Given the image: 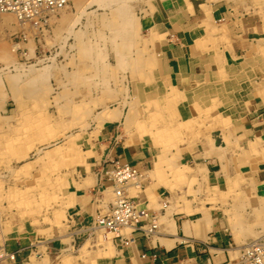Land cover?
Returning <instances> with one entry per match:
<instances>
[{
	"label": "crops",
	"instance_id": "1",
	"mask_svg": "<svg viewBox=\"0 0 264 264\" xmlns=\"http://www.w3.org/2000/svg\"><path fill=\"white\" fill-rule=\"evenodd\" d=\"M141 18L147 58L128 90L138 104L102 116L48 215L4 228L13 258L0 264L238 263L250 239L236 227L264 209V0H152ZM153 101L180 126L188 107L208 116L189 140H153L127 119ZM114 161L143 174L128 193L157 217L151 235L135 230L127 243L86 227L112 202Z\"/></svg>",
	"mask_w": 264,
	"mask_h": 264
},
{
	"label": "rangeland",
	"instance_id": "2",
	"mask_svg": "<svg viewBox=\"0 0 264 264\" xmlns=\"http://www.w3.org/2000/svg\"><path fill=\"white\" fill-rule=\"evenodd\" d=\"M83 1L68 0L62 7L71 21L65 30V15L58 19V12L55 19L44 13L21 24L0 15V236L9 223L48 215L63 176L83 160V145L102 116L120 103L138 104L128 90L146 62L140 21L152 0ZM121 4L126 12L117 14ZM159 103L151 102L149 113L127 116L153 140H189L208 116L202 119L188 107L180 126L178 116L157 112ZM247 215L252 223L235 232L250 240L263 236L264 209L252 208Z\"/></svg>",
	"mask_w": 264,
	"mask_h": 264
},
{
	"label": "built area",
	"instance_id": "3",
	"mask_svg": "<svg viewBox=\"0 0 264 264\" xmlns=\"http://www.w3.org/2000/svg\"><path fill=\"white\" fill-rule=\"evenodd\" d=\"M67 2L68 0H0V12H13L23 18L43 10L64 7ZM104 176L111 183L113 200L104 213L87 224V229L91 233L110 234L119 243H127L129 233L135 230L141 231L144 236L151 235L157 227L156 215L128 193L130 188L141 189L143 174L133 165L114 161L112 167L104 171ZM244 247L239 253L240 264H264V236L253 243L249 241ZM7 258L12 259L13 256L0 251V263Z\"/></svg>",
	"mask_w": 264,
	"mask_h": 264
},
{
	"label": "bare ground",
	"instance_id": "4",
	"mask_svg": "<svg viewBox=\"0 0 264 264\" xmlns=\"http://www.w3.org/2000/svg\"><path fill=\"white\" fill-rule=\"evenodd\" d=\"M83 1V0H82ZM89 2H93L92 0H88ZM116 1V0H115ZM120 1H123V0H118V1H116L117 3H119ZM125 1V0H124ZM123 1V2H124ZM127 1V0H126ZM125 1V2H126ZM72 2V1H71ZM84 2V1H83ZM87 2V1H86ZM88 2V3H89ZM98 2H99V0H98ZM115 2V3H116ZM122 2V3H123ZM81 3V2H80ZM90 3V4H91ZM116 3V4H117ZM111 5V4H110ZM84 6V5H83ZM115 6H117V5H115ZM118 7V6H117ZM114 8V7H113ZM116 10V9H115ZM62 11V12H61ZM126 12V8L121 4V8H118L117 9V11H114V12H117V14H120V13H125ZM58 12V13H57ZM83 12V11H82ZM44 13H48L49 14V19L51 20V19H55L57 16L59 17L58 19H60V18H62V20H63V17H64V12H63V9H62V7H60V8H56V9H53V10H43V11H40V12H38L37 14L35 13V15L33 14V15H29L28 17H23V18H21V17H19V16H17L15 13H13V12H0V15H12L13 16V18L14 19H16L17 21H18V23H22V22H28V20H29V18H33L34 19V17H38V16H40V18H41V16H43L44 15ZM55 13H57V16L56 17H54V18H52V16L53 15H55ZM78 13V12H77ZM61 14V17L59 16ZM63 16V17H62ZM114 16H116L117 17V15H115V13H114ZM69 18V15H65V18H64V20L62 21V23H65V25H63V27L61 26V28H63L64 30H65V28L64 27H66V24L67 23H70L68 20ZM115 18V17H114ZM118 18V17H117ZM127 19V18H126ZM131 20H132V17H131ZM130 20V21H131ZM45 21V20H44ZM54 21V20H53ZM68 21V22H67ZM74 21V20H73ZM72 21V22H73ZM117 21V20H116ZM116 21H114V23L116 24ZM56 22V21H55ZM118 22V21H117ZM39 23V22H38ZM0 24L1 25H3L2 24V21L0 20ZM51 24H53V23H51ZM125 24L128 26V27H132V24L129 22V20H127V22H125ZM112 25V24H111ZM117 26V28H118V23L116 24ZM35 26V25H34ZM113 26V25H112ZM2 27V26H1ZM56 29H57V27H56ZM130 30V29H129ZM59 31V30H58ZM61 32H63V31H61ZM128 32H130V31H128ZM55 34V33H54ZM113 41V40H112ZM131 43V42H130ZM126 44V43H125ZM127 46H128V48H129V50L131 49V47H130V45H128L127 44ZM127 46H126V49H127ZM85 47V46H84ZM81 49H82V47H80ZM84 49V48H83ZM87 49V48H86ZM85 49V50H86ZM84 50V52H86V54L88 53V50H86L85 51ZM111 190H113L112 189V187H111ZM112 200H113V193H112ZM264 236V235H263ZM260 238H262V236L261 237H258V238H255V239H252V240H250L252 243H253V241H255V240H257V239H260ZM248 243V242H247ZM247 243H245V244H247ZM245 244H241V245H239L238 247H237V253H238V263L237 264H240L239 263V253L241 252V250H243L245 247ZM0 251L2 252V253H5V251L2 249V247H0ZM5 254H7V253H5ZM7 255H10V254H7ZM12 255V254H11ZM13 256V255H12ZM232 264V263H231ZM234 264V263H233Z\"/></svg>",
	"mask_w": 264,
	"mask_h": 264
}]
</instances>
